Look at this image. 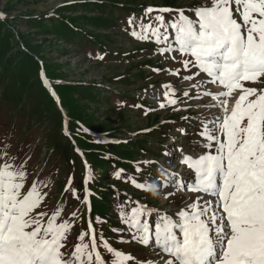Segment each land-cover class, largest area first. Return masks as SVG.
<instances>
[{
  "label": "rangeland",
  "instance_id": "374dc122",
  "mask_svg": "<svg viewBox=\"0 0 264 264\" xmlns=\"http://www.w3.org/2000/svg\"><path fill=\"white\" fill-rule=\"evenodd\" d=\"M197 2L0 0V153L18 156L17 163L27 160L29 185L37 178L47 182L45 202L38 211L51 215L59 205L61 218L69 220L77 213L67 241L69 249L78 242L80 232L87 230L88 217L114 248L133 257L131 264L158 261L160 254L131 240L130 233L123 236L129 243H119L120 234L111 230L125 228L118 206L139 201L174 215L194 197L163 187L168 176L161 169L189 176L190 170L176 161L177 149L183 146L191 152L200 139L198 122L219 109L205 106L215 102L198 98L191 87L194 81H183L182 65L156 54L154 41H138L126 29L128 18L141 17L148 6L187 9ZM157 68L161 71H153ZM176 69L179 75L169 71ZM164 84L172 86L181 103L159 108L160 102L166 103ZM251 86L264 88L259 83ZM47 89L56 97V102L52 100L56 109ZM185 91L189 96H184ZM110 94L118 97L110 99ZM157 95L158 101L153 99ZM147 109L152 111L145 114ZM65 126L69 137L64 135ZM181 127L189 134L182 135ZM176 138L178 143H174ZM75 148L83 153L82 158ZM165 151L174 154L166 157ZM153 160L158 163L141 165L144 173H151L149 188L140 190L126 182L128 176L136 175L137 162ZM86 168L91 174L89 216L82 203ZM119 169L124 173L116 179ZM138 179L143 182L144 176ZM66 187L76 196L66 192ZM151 188L158 189L156 194ZM131 206L135 204L130 203L129 210ZM97 217L104 223L97 224Z\"/></svg>",
  "mask_w": 264,
  "mask_h": 264
},
{
  "label": "snow or ice",
  "instance_id": "6c2138e0",
  "mask_svg": "<svg viewBox=\"0 0 264 264\" xmlns=\"http://www.w3.org/2000/svg\"><path fill=\"white\" fill-rule=\"evenodd\" d=\"M126 31L138 41H154L156 54L182 65L183 81H194L198 98L209 97L215 103L205 106L219 111L198 122L200 139L191 152L177 149L176 161L190 170L189 176L161 169L168 176L162 186L193 193L191 202L169 215L126 201L118 206L125 228L112 232L120 234L119 243H129L123 236L130 233L131 240L160 254L158 261L135 264H264V88L251 86L264 84V0H198L187 9L148 6L141 17L128 18ZM162 87L166 103L160 102V109L181 103L171 85ZM18 160L0 153V264H131L133 257L114 248L91 219L69 249L77 213L69 220L61 218L59 205L51 215L38 211L47 182L37 178L29 185L27 160ZM157 163L137 162L136 175L126 182L149 188L151 173L141 165ZM123 173L119 169L114 176L121 179ZM65 191L76 196L71 187ZM89 196L85 188L84 205ZM130 203L135 206L129 210ZM96 223L104 221L97 217Z\"/></svg>",
  "mask_w": 264,
  "mask_h": 264
},
{
  "label": "trees",
  "instance_id": "16d2710c",
  "mask_svg": "<svg viewBox=\"0 0 264 264\" xmlns=\"http://www.w3.org/2000/svg\"><path fill=\"white\" fill-rule=\"evenodd\" d=\"M25 68H30V66L28 65V66H26ZM24 89H26V88H23L22 90H24ZM21 91H17V93L16 94H19ZM48 95V94H47ZM49 96V95H48ZM116 97H118V96H116L115 94H110V96H109V98L110 99H114V98H116ZM49 99H50V104L54 107V104H53V101H52V99L50 98V96H49ZM55 108V107H54ZM56 109V108H55ZM53 112L55 113V115H56V117L58 118L59 117V113L57 112V111H55V110H53ZM64 138V137H63ZM65 139V138H64ZM66 140V139H65ZM105 164H108V162H105Z\"/></svg>",
  "mask_w": 264,
  "mask_h": 264
},
{
  "label": "clouds",
  "instance_id": "9594fccd",
  "mask_svg": "<svg viewBox=\"0 0 264 264\" xmlns=\"http://www.w3.org/2000/svg\"><path fill=\"white\" fill-rule=\"evenodd\" d=\"M153 194H156V193L153 191Z\"/></svg>",
  "mask_w": 264,
  "mask_h": 264
},
{
  "label": "bare ground",
  "instance_id": "6f19581e",
  "mask_svg": "<svg viewBox=\"0 0 264 264\" xmlns=\"http://www.w3.org/2000/svg\"><path fill=\"white\" fill-rule=\"evenodd\" d=\"M182 195V194H181Z\"/></svg>",
  "mask_w": 264,
  "mask_h": 264
}]
</instances>
